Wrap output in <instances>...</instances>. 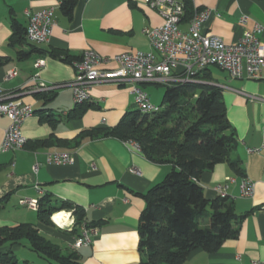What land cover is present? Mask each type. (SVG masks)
Here are the masks:
<instances>
[{
    "label": "crops",
    "instance_id": "crops-1",
    "mask_svg": "<svg viewBox=\"0 0 264 264\" xmlns=\"http://www.w3.org/2000/svg\"><path fill=\"white\" fill-rule=\"evenodd\" d=\"M177 1H189L193 8L209 10L202 31L220 37L227 44L239 42L255 24L264 28V0ZM60 6V0H0V85L7 94L17 95L35 110L23 128L28 146L0 154V199L7 198L6 206L14 202L30 209L19 202L24 198L40 199L38 186L52 204L67 202L82 208L87 221L97 225L99 234L92 245L78 251L84 264H140L138 226L145 201L139 195L161 183L172 166L155 165L134 145L114 138L87 139L78 146L75 143L83 131L115 127L125 114L137 110L131 87L95 86L90 100L83 105L75 104L70 87L56 90L45 99L27 92L26 87L37 73L39 81L46 84L73 82L74 65L52 57V51L81 57L91 49L105 59L126 52H150L144 30L162 26L164 19L145 0H80L71 18L62 13ZM46 9L54 10L57 26L48 43L35 45L49 54L19 59L18 52H29L30 47L9 45L13 22L26 29L29 24L26 12ZM243 15L249 18L246 25L240 22ZM257 37L263 39L264 34ZM40 59L46 64L37 70L35 63ZM114 68V63L101 66L106 70ZM14 69L18 75L6 80L7 72ZM214 81L223 90L227 115L236 130L239 145L235 155L241 158L244 178L255 185V190L253 196L242 198L240 185L244 178L234 175L227 164L203 174L201 184L210 200L218 196L215 191L218 185L226 184L228 178L234 180L228 184L227 195L235 201L236 214L245 218L237 239L226 241L214 254L197 250L186 264H264V80H233L227 74L225 81ZM141 87L155 105L148 85ZM9 125L10 120L0 116V144ZM251 149L258 151L250 153ZM53 152L72 154L74 165L47 164V156ZM36 163L41 164L37 173L33 169ZM37 227L63 249L72 242L73 237L57 227L41 223Z\"/></svg>",
    "mask_w": 264,
    "mask_h": 264
},
{
    "label": "trees",
    "instance_id": "trees-1",
    "mask_svg": "<svg viewBox=\"0 0 264 264\" xmlns=\"http://www.w3.org/2000/svg\"><path fill=\"white\" fill-rule=\"evenodd\" d=\"M60 2L62 13L71 18L80 0ZM183 4L182 23L187 24L195 11L189 1ZM12 27L9 45L30 47L29 52H18L19 59L48 53L28 41L27 28L16 21ZM50 55L70 65L83 57L55 51ZM196 79L198 83L165 86L158 112L142 113L138 109L128 112L115 127L85 130L75 141L77 146L87 139L99 138L133 142L151 163L172 166L161 183L139 195L145 201L138 226L140 264H186L197 250L217 253L226 241L238 238L245 218L236 214L235 201L228 195L210 200L201 184L203 174L212 172L220 164H227L230 171L241 178L245 177V172L241 158L235 155L239 142L227 115L223 90L213 83L210 68L200 72ZM52 94L36 96L45 99ZM39 143L45 144V141ZM6 201L7 198L0 199V211L6 207ZM64 210L72 212L76 220L70 231L64 230L72 240L80 236L84 223L97 227L87 221L82 208L67 202L54 205L48 195L39 199L38 220L46 226H54L52 215ZM23 241H28L30 248L49 264H84L78 251L70 247L63 249L32 223L0 226V264H16L14 248Z\"/></svg>",
    "mask_w": 264,
    "mask_h": 264
},
{
    "label": "built area",
    "instance_id": "built-area-1",
    "mask_svg": "<svg viewBox=\"0 0 264 264\" xmlns=\"http://www.w3.org/2000/svg\"><path fill=\"white\" fill-rule=\"evenodd\" d=\"M146 4L157 10L164 19L162 26L147 28L144 34L151 45L150 52H126L115 56L113 59L102 58L94 50L84 52L80 61L74 62L76 70L72 83L46 84L39 81V73L35 74L31 84L26 89L32 94L51 93L56 90L70 87L76 105H83L90 100L91 89L98 85L114 84L117 86H130L134 96L136 108L142 113L158 112L159 108L151 103L149 94L142 89V85L170 86L199 81L196 76L208 68L216 67L226 72L233 80H264V38L257 37L264 34V28L255 24L253 29L246 31L239 42L227 44L220 37L204 33L202 27L208 21L210 11L194 8V14L186 28H183L185 17L184 4L177 0H145ZM29 19L27 39L37 45L49 42L53 29L57 26L54 10L46 9L37 12L27 11ZM240 22L246 25L248 16L243 15ZM114 63V69H101L103 64ZM45 60L40 59L35 63V68L41 70L45 67ZM18 75L17 70H10L6 80H11ZM217 86V85H216ZM219 87V86H218ZM252 100L257 97L249 96ZM35 110L31 105L21 102L17 95L7 94L0 85V116L10 120V125L5 131L0 144V154L16 152L25 148L28 139L23 133L26 122L34 116ZM137 150L139 147L133 143ZM258 150L251 149L250 153ZM75 157L66 152H53L47 156V164L61 166L74 165ZM41 164L36 163L34 172L40 170ZM137 173L136 169H132ZM234 182L232 178L226 184L218 185L215 191L218 195L227 196L228 184ZM241 197L253 196L255 185L244 178L240 185ZM39 196L44 195L40 187H36ZM21 206L37 210L39 199L24 198L20 200ZM57 212L52 215V221ZM70 221L63 225L56 224L60 229L70 231L76 224L72 212ZM98 227H91L84 223L81 226L80 236L70 242L69 247L74 251L90 247L98 236Z\"/></svg>",
    "mask_w": 264,
    "mask_h": 264
},
{
    "label": "rangeland",
    "instance_id": "rangeland-1",
    "mask_svg": "<svg viewBox=\"0 0 264 264\" xmlns=\"http://www.w3.org/2000/svg\"><path fill=\"white\" fill-rule=\"evenodd\" d=\"M210 69L213 71V78L215 80L219 82L225 81V78L227 77L226 73L216 67H211ZM148 88L151 92L153 103L161 109L166 87L162 85H148ZM0 222V226H10L28 222H31L34 225L40 224L37 210L33 211L32 209L22 208L14 202L7 205L5 210L0 211ZM53 225L60 229L56 224L53 223ZM14 255L17 260L16 264H49L46 259L42 258L30 248L28 241H23L19 248L14 252Z\"/></svg>",
    "mask_w": 264,
    "mask_h": 264
},
{
    "label": "bare ground",
    "instance_id": "bare-ground-1",
    "mask_svg": "<svg viewBox=\"0 0 264 264\" xmlns=\"http://www.w3.org/2000/svg\"><path fill=\"white\" fill-rule=\"evenodd\" d=\"M53 221L59 225H63V223H68L70 221L69 214H67V212H61L54 216Z\"/></svg>",
    "mask_w": 264,
    "mask_h": 264
}]
</instances>
